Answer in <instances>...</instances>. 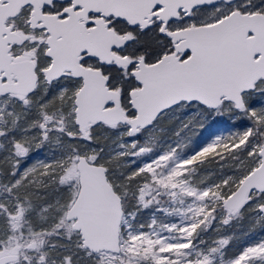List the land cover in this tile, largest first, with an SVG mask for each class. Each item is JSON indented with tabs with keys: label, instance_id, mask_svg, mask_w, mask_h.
<instances>
[{
	"label": "snow or ice",
	"instance_id": "1",
	"mask_svg": "<svg viewBox=\"0 0 264 264\" xmlns=\"http://www.w3.org/2000/svg\"><path fill=\"white\" fill-rule=\"evenodd\" d=\"M0 264H264V0H0Z\"/></svg>",
	"mask_w": 264,
	"mask_h": 264
}]
</instances>
